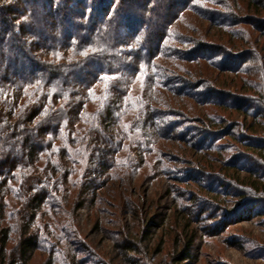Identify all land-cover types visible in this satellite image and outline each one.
I'll return each mask as SVG.
<instances>
[{
    "label": "rangeland",
    "instance_id": "374dc122",
    "mask_svg": "<svg viewBox=\"0 0 264 264\" xmlns=\"http://www.w3.org/2000/svg\"><path fill=\"white\" fill-rule=\"evenodd\" d=\"M233 1L236 18L195 0L166 39L156 157L134 149L118 180L87 189L66 242L16 239L0 264H264V11ZM141 81L139 97L152 87Z\"/></svg>",
    "mask_w": 264,
    "mask_h": 264
},
{
    "label": "trees",
    "instance_id": "16d2710c",
    "mask_svg": "<svg viewBox=\"0 0 264 264\" xmlns=\"http://www.w3.org/2000/svg\"><path fill=\"white\" fill-rule=\"evenodd\" d=\"M194 1L0 0L1 250L16 239L66 242L60 230L87 189L118 180L134 149L156 157L149 128L170 104L158 81L161 60H172L166 39L177 40ZM205 1L237 17L228 0ZM239 1L264 11V0ZM142 77L152 87L139 97Z\"/></svg>",
    "mask_w": 264,
    "mask_h": 264
}]
</instances>
